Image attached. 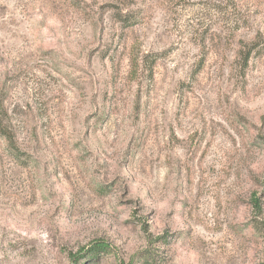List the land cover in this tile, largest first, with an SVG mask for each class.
Listing matches in <instances>:
<instances>
[{"label": "rangeland", "instance_id": "374dc122", "mask_svg": "<svg viewBox=\"0 0 264 264\" xmlns=\"http://www.w3.org/2000/svg\"><path fill=\"white\" fill-rule=\"evenodd\" d=\"M0 115V264H264V0H0Z\"/></svg>", "mask_w": 264, "mask_h": 264}, {"label": "trees", "instance_id": "16d2710c", "mask_svg": "<svg viewBox=\"0 0 264 264\" xmlns=\"http://www.w3.org/2000/svg\"><path fill=\"white\" fill-rule=\"evenodd\" d=\"M0 134L3 135V136H5V137H7V138L10 137V136H9L10 134H9V132L7 131V128L4 126V123H3V120H2L1 115H0ZM259 211H261V210H259ZM95 249H96V250H95ZM103 249H106V248L103 247V246H98V247L94 248L95 253H94L93 255L96 256V254H97L100 250H103Z\"/></svg>", "mask_w": 264, "mask_h": 264}]
</instances>
